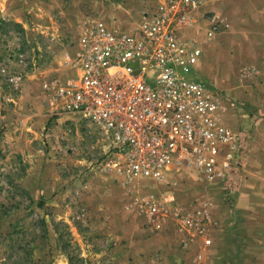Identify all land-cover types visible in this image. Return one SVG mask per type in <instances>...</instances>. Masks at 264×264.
<instances>
[{
    "label": "rangeland",
    "instance_id": "374dc122",
    "mask_svg": "<svg viewBox=\"0 0 264 264\" xmlns=\"http://www.w3.org/2000/svg\"><path fill=\"white\" fill-rule=\"evenodd\" d=\"M151 3L0 0V17L21 24L25 32L21 50L22 35L7 36L6 44L20 51L0 63L19 89L17 98L6 96L12 107L0 118L5 154L0 159V264H70L68 257L75 264H205V258L195 261L182 251L189 249L169 233L172 224L154 231L130 208V189L115 172L112 148L101 131L72 114L52 115L43 90L50 79L71 76L68 58L86 22L102 20L132 31ZM223 9L229 20L217 17L226 24L219 35L207 37L204 21L187 34L201 43L200 61L208 58L217 81L197 70L196 77L232 102L228 124L246 128L244 163L250 177L260 181L258 200L249 203L255 209L249 216L250 260L232 264H264V31L255 13H242L240 0L222 4ZM204 14L217 16L207 5L200 20Z\"/></svg>",
    "mask_w": 264,
    "mask_h": 264
},
{
    "label": "built area",
    "instance_id": "2783aa9c",
    "mask_svg": "<svg viewBox=\"0 0 264 264\" xmlns=\"http://www.w3.org/2000/svg\"><path fill=\"white\" fill-rule=\"evenodd\" d=\"M206 5L152 0L132 31L89 20L68 58L71 76L50 79L43 90L52 115L72 114L101 131L130 189V208L149 228L161 231L171 222L196 228L209 247V216L182 210L172 177L190 173L234 207L248 173V135L244 126H229L233 104L226 95L196 77L203 51L187 33L204 21L213 38L226 26L218 16L200 20Z\"/></svg>",
    "mask_w": 264,
    "mask_h": 264
},
{
    "label": "crops",
    "instance_id": "0c3cea01",
    "mask_svg": "<svg viewBox=\"0 0 264 264\" xmlns=\"http://www.w3.org/2000/svg\"><path fill=\"white\" fill-rule=\"evenodd\" d=\"M236 1L207 0V7L214 10L218 17L229 20L228 12L226 11L225 13L224 9L221 10V5H233ZM240 2L242 4V13L251 17L255 13L258 27L264 31V0H240ZM262 37H264V32ZM208 64V58H204L203 61H199L196 70L199 76L203 74L210 81L216 82L217 79L214 72L208 68ZM258 144L259 141L257 146ZM246 158V160H249L250 155H247ZM250 175L245 182L246 184L240 198H238L240 202L236 204L234 209L222 203L221 197L213 194L210 188L206 187L194 175L184 171L172 177V189L182 210L194 215L203 216L205 214L209 216L210 220L206 224L207 234L209 237L212 236V243L209 247L204 246L203 239L198 235L196 228H177L173 222L169 223L172 224L169 233L173 232V235L179 237L177 242L179 246L183 241L188 242L189 252L182 249L184 253L192 255L195 261L198 260V256H201L202 259L205 258V264H232L244 258L250 260V254L247 251L249 245L253 244L251 239H249L250 234L248 231L250 229L249 224H252L251 218L253 217L249 219V216L254 213L255 209L249 203L258 200L259 195L257 193L260 185L259 179L250 177ZM260 224L263 227L262 221Z\"/></svg>",
    "mask_w": 264,
    "mask_h": 264
},
{
    "label": "trees",
    "instance_id": "16d2710c",
    "mask_svg": "<svg viewBox=\"0 0 264 264\" xmlns=\"http://www.w3.org/2000/svg\"><path fill=\"white\" fill-rule=\"evenodd\" d=\"M20 34L22 35L19 40H17V44L21 46L25 43L24 42V29L23 26L19 23L6 21L5 19L0 17V63H2L5 58H7V55L13 56L12 54H18L19 49L12 47H9L6 43V38L10 34ZM4 37H5V43H4ZM12 39V37H9ZM5 45V46H4ZM12 52V53H11ZM11 77L7 75V70L5 68H1L0 66V91L2 92V97H0V118L6 115L7 111L12 107L11 99L9 98L7 101L6 96L12 95L14 98H17L19 95V89L16 88V85L14 82L11 81ZM4 129H0V137L2 136ZM5 157V154L0 149V159ZM26 166L20 167V171L23 173L25 172ZM3 175V173H0ZM70 264H75V261L72 257H68Z\"/></svg>",
    "mask_w": 264,
    "mask_h": 264
}]
</instances>
